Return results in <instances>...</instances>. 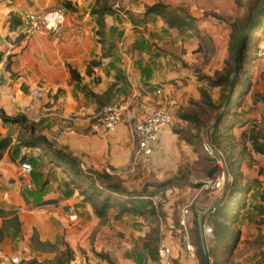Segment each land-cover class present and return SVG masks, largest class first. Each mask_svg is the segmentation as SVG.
I'll return each mask as SVG.
<instances>
[{"label": "rangeland", "instance_id": "obj_1", "mask_svg": "<svg viewBox=\"0 0 264 264\" xmlns=\"http://www.w3.org/2000/svg\"><path fill=\"white\" fill-rule=\"evenodd\" d=\"M254 1L99 0L116 12L106 17L105 32L101 36L94 32L91 41L94 46L99 44L104 49L110 44L115 45L114 58L110 61L122 70L130 67L139 73L141 81L150 90H161V94L146 100L148 111L169 107L163 103L166 97L164 89H168L172 96L180 99L171 111L176 118L178 113L187 109L195 112L201 120L197 127L175 118L171 130L175 131H172L173 137L178 141L172 154L161 151L153 156V161L141 156L132 159L126 167L111 171L128 189L139 191L147 188L148 194L154 192V185L166 183V190L159 192V201L153 202L148 197L142 199L150 202V208L164 214V220L159 222L157 246L163 243L170 248L171 264H194L196 260L200 264L194 245L198 236L197 227L193 225L196 213L207 208L205 218L216 204L227 202L234 179L242 192L236 195L228 211L229 237L225 244L217 245L212 233L204 232L209 264H264V154L254 151L248 140L250 135H254L257 141L264 142V28L260 30L264 16L247 36L248 41H244L247 47L241 55L236 82L239 90L235 95L232 87L229 94L232 103L228 107L230 114L225 112L214 134L217 147L210 142L212 128L205 129L222 108L229 88V83L226 88L212 86L207 77L222 71L226 62L232 65V50L237 40L232 27L245 22ZM92 2L94 0H76L70 1L67 7L62 6L68 13H73L89 10ZM156 3H163L186 15L194 27L170 28L158 16H146V8ZM100 40L102 42L98 43ZM104 59L99 52L94 60L106 67ZM98 79L94 76L93 82L98 83ZM201 88L209 93L216 106H221L219 110L201 104ZM156 97L162 100L156 102ZM125 98L115 100L123 102ZM192 99L197 103H191ZM228 105L226 102V107ZM1 111L6 114L2 109L0 114ZM99 111L93 114L89 127ZM229 115L231 117L228 118ZM25 116L35 132L45 131L53 141L59 140L58 134L66 126L74 128L73 115H69L66 124L54 132H50L46 123L36 116L33 118L27 110ZM187 134L199 136H193L192 144H187L180 140ZM25 135L26 131L20 125L4 123L0 118V137L11 138V147L6 155L7 177L1 179L0 176V207L14 209L21 220L19 237H7L0 244V264L8 257H17L28 264H51L66 247L72 250L69 264H110L99 256L101 254L108 255L112 264H160L157 255L152 259L141 248L146 235L154 233L151 225L159 218L138 212L118 215L116 208L96 215L89 203L74 190L68 176L48 157L37 154L39 150L18 144ZM23 156L33 166L29 177L20 173L19 164ZM175 177L178 180L172 182ZM91 179L88 182L91 186H99ZM28 181L30 187L26 186ZM45 201L51 203L43 204ZM69 207L75 210L74 220L68 217ZM184 207L190 211L188 230L195 258L185 253L182 230L177 224ZM204 224L209 226L206 221Z\"/></svg>", "mask_w": 264, "mask_h": 264}, {"label": "crops", "instance_id": "obj_2", "mask_svg": "<svg viewBox=\"0 0 264 264\" xmlns=\"http://www.w3.org/2000/svg\"><path fill=\"white\" fill-rule=\"evenodd\" d=\"M70 1L76 0H0V52L2 53L0 109L10 116L19 112L25 114L27 110L33 118L36 116L42 123H46L50 132L66 124L69 115L75 116L73 119L75 133L58 138L57 141H53L51 135L45 131L43 134L56 147L77 157L88 169L105 170L111 174V171L124 168L132 161L136 144L130 137L128 126L137 123L149 112V104L148 102L145 104V98L135 95V86L139 83L143 84L139 73L133 72L130 67L122 70L114 61H110V58H114L115 45H109L113 48L104 59L106 67L101 63L93 67L89 74L86 73L89 61L94 60L99 52L101 54L103 48L99 44L94 46L91 41L98 29L96 14H91L95 0L87 11L77 10L73 13L67 11L64 30L59 36L44 29L27 33L22 20L25 13L62 5L67 7L65 3L69 5ZM114 11L116 12L115 9ZM11 13L20 17L22 21V24L15 29L9 28ZM108 16L109 14H106L103 18V32ZM76 28H80L81 34H78ZM107 49L103 48V50ZM7 59H9V69H6ZM68 66L78 72L80 80L75 81L71 78ZM94 76L100 78L96 80L98 83L93 82ZM112 85L111 93L102 97L101 95ZM36 87L41 88L42 91L40 103L30 96L31 90ZM164 90L166 97L163 103L168 104L169 107L166 108L171 113L172 121L162 129L153 144L151 155L146 156V159L151 161L157 153L160 154L162 151L172 154L177 147L178 139L173 137L171 130V124L176 117L171 111L177 107L180 99L172 96L168 89ZM94 95L99 96L98 101ZM125 96L127 99L125 98L123 102L130 107L125 110L124 119L115 132L100 131L93 134L86 132L93 114L98 109ZM156 99L158 100L156 102L162 100L161 97ZM134 101L136 104L133 105ZM6 163L5 154L0 161L1 179L7 177Z\"/></svg>", "mask_w": 264, "mask_h": 264}, {"label": "trees", "instance_id": "obj_3", "mask_svg": "<svg viewBox=\"0 0 264 264\" xmlns=\"http://www.w3.org/2000/svg\"><path fill=\"white\" fill-rule=\"evenodd\" d=\"M259 0H255L252 6L249 9L248 16L244 18L245 22L239 27L233 26L232 33L235 36V39L241 34V32L245 29L246 25L250 20V15L254 7L257 5ZM68 6L67 3H65ZM114 9L106 5V3H100L99 0H95L94 5L91 9V14H96V23L98 25V29L96 30V35L101 36L103 34V18L106 14L114 13ZM146 16L155 15L158 16L164 24H166L170 28H186L191 29L194 27L193 21L184 14L177 13L174 9H170L167 5L163 3H156L152 6H149L144 11ZM264 16V9L260 11L258 14L257 23L261 22ZM22 24L20 17L10 14L9 15V28L15 29L19 25ZM264 28V25H261L260 30ZM253 28L250 30V32ZM249 32V34H250ZM248 34V35H249ZM247 35V36H248ZM245 41H248V37H246ZM101 42V41H100ZM113 45V44H111ZM245 42L243 43L240 53L236 60V68L238 73L234 75L231 79L232 87L235 89V95L238 93L239 88L236 87V82L238 78V74H240L239 66L241 63V55L243 54V49L245 48ZM247 47V46H246ZM112 46H109L107 50H103L101 55L103 57H107L108 54L112 52ZM2 53L0 52V57ZM100 65V61L90 60L86 73L89 74L93 67H97ZM10 64L9 61L6 63V69H9ZM232 65L226 62L225 67L222 71H216L212 77H207L209 84L212 86H217L219 88H226L229 83L230 76L232 74ZM68 71L73 80H80V76L78 72L68 66ZM113 85L108 88L101 96L105 97L109 95L112 91ZM95 96V95H94ZM100 96V97H101ZM200 102L202 105L207 106L212 109L219 110L221 108L220 105L216 106L209 93L201 88L199 89ZM96 101H98L99 96H95ZM191 103H197L196 99L190 100ZM231 95L227 100V104L229 105L223 109L221 115L219 116L217 122L213 126V134L210 136V142L217 147V139H215V132L218 131V127L220 126L222 116L225 115V112L228 111V107L232 105ZM231 115L228 116V118ZM0 118L4 123L18 124L21 128L26 131L25 137L18 140V144L25 148H32L34 150H39L37 154L44 155L48 157V160L52 161L60 170H62L65 176H68L71 184L74 187V190H77L81 195L82 199L89 203L92 210L96 215L104 214L110 208H116L117 214H122L125 212H138V213H149V216L154 217L155 219L159 218V220L155 221L151 226L154 228L153 234H147L144 241L142 242V250L152 259L156 258L157 255V244H158V232H159V222L160 220H164V214L161 212H157L155 209L150 208L149 201H144L143 197H149L152 194H160L159 192H164L166 190V183H159L154 185V192L152 194H148L147 188H143L139 191L128 189L123 181L108 173L105 170L97 171L93 169H88L90 174L85 173L80 168V161L77 157L72 155L70 152L64 151L61 148L56 147L48 137L42 132H35L32 124L27 123V117L25 114L19 112L16 115L10 116L6 115L1 111ZM178 119L183 123H191L194 126L199 127L201 125V120L195 112L188 111L187 109L178 113ZM173 131V130H172ZM175 132V131H173ZM194 137H198L199 135H193ZM189 134L180 137V140L187 144H192V137ZM248 140L252 144L254 151L264 154V142L257 141V136L250 135ZM11 147V138L9 136L0 137V161L4 157V155L8 153ZM208 154V153H207ZM22 161H25V156L22 157ZM21 161V162H22ZM28 161V160H27ZM33 173V172H32ZM93 175V178L90 177ZM233 177V175H232ZM94 179L99 186L93 185L91 186L90 179ZM91 179V180H92ZM178 180L177 177L172 178V182ZM231 195L227 202H219L216 204L206 215L204 221L210 226L211 233L213 239L216 244H225L226 239L230 235V227L228 225V211L230 210V206L234 201L236 195L242 190L236 187V181H232L231 185ZM88 188V189H87ZM178 224V221H177ZM194 227H197L196 221L193 223ZM21 233V220L14 209H6L0 207V244L7 237L11 239H16L19 237ZM33 240V239H32ZM194 245L197 247L196 255L200 264H203L202 251L200 248L199 237H196V241ZM103 260H106L108 263L112 264L110 257L106 254L99 255ZM158 256V255H157ZM209 256V250H208ZM72 257V250L69 247H66L64 250L60 251L58 255L55 256L51 264H69ZM35 262V261H33ZM17 264H28L27 261L21 260Z\"/></svg>", "mask_w": 264, "mask_h": 264}, {"label": "built area", "instance_id": "obj_4", "mask_svg": "<svg viewBox=\"0 0 264 264\" xmlns=\"http://www.w3.org/2000/svg\"><path fill=\"white\" fill-rule=\"evenodd\" d=\"M67 18V10L63 6H56L48 10H40L35 12H28L23 15V23L27 33H33L39 29H44L45 31L53 35H61L64 30V25ZM78 34H81L80 28H76ZM135 95L141 96L146 100L151 99L152 96L161 94L159 88L150 90L144 84L139 83L135 86ZM31 98L36 102L42 101V91L41 88L36 87L30 92ZM128 104L122 101H112L105 104L98 114L95 116L93 124L89 127V133H96L100 131H105L107 133L115 132L118 125L122 121V115L127 109ZM172 121V116L170 111L165 107L161 106L155 110H151L145 114V116L135 124H129L128 129L130 137L135 142L136 146L133 151V159L136 160L141 156H149L152 153L153 144L157 141L160 136L162 129L169 125ZM74 128L71 126H66L63 128L58 136L59 138L73 134ZM213 153V150H211ZM80 168L87 174H90L88 168L85 167L83 163H80ZM20 173L23 177H29L33 172L32 164L25 160L19 164ZM27 187L31 184L27 183ZM153 202H157L160 199L159 194H152L148 197ZM189 215L190 211L187 207H184L178 217V225L182 230V239L184 250L187 255L191 258H195L194 247L190 240L188 225H189ZM68 217L71 220L76 218V213L73 207L68 208ZM172 228L173 226L170 225ZM204 230L207 233L211 232L209 226L205 225ZM157 255L159 257L160 264H171L170 258L172 256L170 248L161 243L157 248ZM19 260L17 257L5 258L1 264H17ZM194 264H199L196 260Z\"/></svg>", "mask_w": 264, "mask_h": 264}, {"label": "water", "instance_id": "obj_5", "mask_svg": "<svg viewBox=\"0 0 264 264\" xmlns=\"http://www.w3.org/2000/svg\"><path fill=\"white\" fill-rule=\"evenodd\" d=\"M264 9V0H259V2L257 3V5L254 7V9L251 12L250 15V20L248 22V24L246 25L245 29L241 32V34L238 36L237 40H236V44L233 47L232 50V74L230 76V80H229V88H228V93L225 96V99L223 101V105L222 108L219 110V112L216 114L213 122L209 125H207L205 127V129H211L213 128V126L215 125V123L217 122L219 116L221 115L223 109L226 107V102L229 98V94L231 92L232 89V83H231V79L234 75L237 74V68H236V60L237 57L240 53V49L247 37V35L249 34L250 30L256 25L257 19H258V14L260 13V11H262ZM51 203L50 201H45L43 204H48ZM207 212V208L203 209L202 211H199L196 213V225H197V230H198V237H199V242H200V248L202 251V257H203V264H209V256H208V251H207V247H206V239H205V230H204V215Z\"/></svg>", "mask_w": 264, "mask_h": 264}]
</instances>
